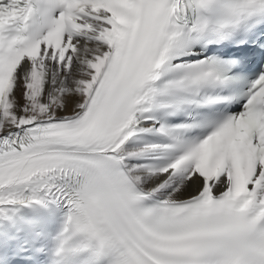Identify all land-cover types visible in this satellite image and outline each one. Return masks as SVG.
<instances>
[{
  "label": "snow or ice",
  "instance_id": "6c2138e0",
  "mask_svg": "<svg viewBox=\"0 0 264 264\" xmlns=\"http://www.w3.org/2000/svg\"><path fill=\"white\" fill-rule=\"evenodd\" d=\"M262 23L264 0H0V224L66 210L59 264H264Z\"/></svg>",
  "mask_w": 264,
  "mask_h": 264
}]
</instances>
